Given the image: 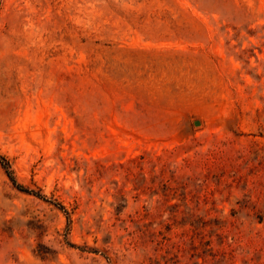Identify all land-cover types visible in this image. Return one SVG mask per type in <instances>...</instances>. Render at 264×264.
Returning a JSON list of instances; mask_svg holds the SVG:
<instances>
[{"label": "rangeland", "instance_id": "374dc122", "mask_svg": "<svg viewBox=\"0 0 264 264\" xmlns=\"http://www.w3.org/2000/svg\"><path fill=\"white\" fill-rule=\"evenodd\" d=\"M0 264H264V0H0Z\"/></svg>", "mask_w": 264, "mask_h": 264}, {"label": "trees", "instance_id": "16d2710c", "mask_svg": "<svg viewBox=\"0 0 264 264\" xmlns=\"http://www.w3.org/2000/svg\"><path fill=\"white\" fill-rule=\"evenodd\" d=\"M4 166H6V165H4ZM12 180H13V182H15L14 179H12ZM19 188L22 189V190H25V189H23L22 186H19Z\"/></svg>", "mask_w": 264, "mask_h": 264}]
</instances>
